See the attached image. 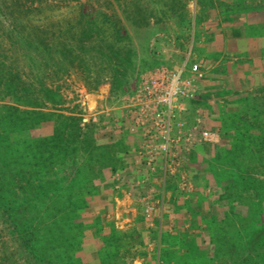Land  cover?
I'll return each instance as SVG.
<instances>
[{"label":"rangeland","instance_id":"1","mask_svg":"<svg viewBox=\"0 0 264 264\" xmlns=\"http://www.w3.org/2000/svg\"><path fill=\"white\" fill-rule=\"evenodd\" d=\"M195 64L179 157L150 166L157 142L129 98L156 68L193 77ZM0 120V193L22 202L0 198V264H40L17 225L53 180L69 187V231H84L47 246L66 264H264L247 249L264 220V0H0ZM36 137L64 150L28 183L40 143L24 139Z\"/></svg>","mask_w":264,"mask_h":264},{"label":"trees","instance_id":"2","mask_svg":"<svg viewBox=\"0 0 264 264\" xmlns=\"http://www.w3.org/2000/svg\"><path fill=\"white\" fill-rule=\"evenodd\" d=\"M129 56H130L129 51H122L118 53V57L121 58L122 61H127ZM115 77H116L115 80L119 81L120 85L127 82L126 75L123 73H118ZM43 92L45 94L46 100H49L51 102L54 101V93L52 90H49L48 88L44 87ZM15 96L18 102L26 104L21 101L22 100L21 94L16 93ZM16 110L19 111L18 109ZM33 125L34 124H32L31 126ZM32 140H39L40 144L38 146H40V152L38 153L37 156H35V160H36L35 167L33 165L34 168L32 167L31 171L27 174L31 178L30 180H28V183H31L32 180H34L32 179L34 178L33 177L34 175L38 177L39 175L42 174L41 173L42 170L45 171L46 169H48L47 167L49 165L53 166L56 160L57 154L62 153V151L64 150L57 143H55V140H53L52 137L47 138V139L46 138L41 139V137H36L32 139H24V143L25 144L27 143V145L33 147V145L31 144ZM2 141L3 143L8 144V145L12 144L10 141L4 140V139ZM30 152H33V150L31 149ZM31 158L29 157V160L26 162L27 165H29V163L31 162ZM57 182L58 181H55V180L51 181L50 186L47 185L49 190L46 188L45 184L41 183L40 190H42V192L45 193V195L49 197L50 202L47 201V203H45L46 204L45 208L41 206L37 207L36 205H30L29 208L27 209L29 210L31 209L35 212L33 216V220L30 219L31 221H28V219L23 218L22 221H19L20 225H17L18 231L26 239V247L32 253L33 258L40 264H52V263L53 264H66L67 263L65 254L64 255L56 254L54 256V254L50 252L48 253L46 252L47 246L51 245L52 242L56 241V239L58 238L55 235V232L57 230H62L61 232L63 231L69 232V234H71L72 236L71 238H73V242L77 241L78 245L84 237L83 236L84 231L80 229V226L77 225L78 223L74 225V228L72 229L71 232L69 231L70 224L68 225V222H70V219H69L68 212L63 213L62 212L63 210L61 211V209L62 208L64 209V206H65L64 199L67 201L71 198L69 194V187L68 188L64 187L63 191L61 190L60 192L56 189ZM0 198H2L4 204L6 205L5 209L7 210H12L15 207H19V205H21L22 203L21 200L19 199H6V196L1 195V193H0ZM24 202L25 200L23 199V203ZM1 205L4 206L2 202H1ZM33 206H36V208ZM66 206L68 207L69 204H66ZM54 213L57 214V219H56V216H54L55 215ZM49 218H52V220L47 222L46 220H49ZM34 220H38V224L33 223L32 221ZM64 221L67 224L64 223ZM247 249L248 251H253L256 249H264V220L260 222L256 230L252 232L249 238V241H248ZM239 264H257V263L251 260L250 255H248Z\"/></svg>","mask_w":264,"mask_h":264},{"label":"built area","instance_id":"3","mask_svg":"<svg viewBox=\"0 0 264 264\" xmlns=\"http://www.w3.org/2000/svg\"><path fill=\"white\" fill-rule=\"evenodd\" d=\"M191 72L194 76L188 77L184 67H158L142 78L129 98L134 125L144 129L149 141L157 142L143 152L150 166L159 155L167 159L179 157L178 149L184 144V135H180L184 124L178 120V112L185 110L184 101L194 94L195 82L202 77L197 64L191 67ZM202 136L208 139L211 134L202 131Z\"/></svg>","mask_w":264,"mask_h":264}]
</instances>
